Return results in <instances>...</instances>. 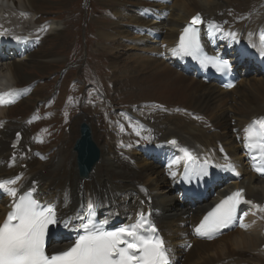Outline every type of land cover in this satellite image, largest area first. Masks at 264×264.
<instances>
[{"label":"bare ground","instance_id":"obj_1","mask_svg":"<svg viewBox=\"0 0 264 264\" xmlns=\"http://www.w3.org/2000/svg\"><path fill=\"white\" fill-rule=\"evenodd\" d=\"M11 1L33 16L44 15L47 10H58L64 6L58 10L61 14L68 10L67 6L72 2L57 0L56 6L51 0ZM106 1L112 4L111 9L117 19L126 21L124 24L127 26L114 22L104 25L108 29L100 28L97 41L101 44L106 43V46L98 47L97 54L112 51L119 47L122 41L134 43V50H138L139 54L128 55L123 59L117 53L110 54L109 61L106 62H109L111 69L119 75L118 80L120 84L123 83L122 87L152 89L161 98L154 102L170 111V114H163L150 112V108H139L136 114L151 124L155 137H158L157 141L175 139L181 145L194 148L195 152L202 151L213 156H218V145H222L241 166L242 178L234 182L233 187L244 188L250 200L264 206V178H256L247 171L243 156L238 153L240 147L236 144L233 134V128L240 130L253 118L264 115V75L258 71H253L255 73L247 71L246 77L237 87L227 92L177 70L160 57L163 49L173 51L179 29L195 14H200L206 19L218 15L226 17L228 13L248 15V18L239 25L242 35L247 29L244 25L250 29L259 25L264 26V6H261L264 0H171L168 5L161 4L162 0ZM99 2L102 4V0ZM252 10L256 13H252ZM152 14H157L155 17L156 20H160L159 24L151 21ZM46 21L49 31L37 50L35 39L29 43L32 51L24 59H7L1 64L0 72L13 87L22 88L36 82L38 79L28 72L30 70L42 73L53 64L64 63V59L54 53L40 52L48 41H59L60 46L66 44V29L56 22V19ZM134 29L136 32L152 31L161 39L158 41L147 35L139 36ZM150 41L157 45L150 44ZM252 74H256L257 77ZM39 86L35 83L32 94L19 103L29 99L41 102L43 88ZM21 93V91L15 93L13 98H17ZM11 108L0 110V180L23 172L24 178L21 183L24 190L36 188L43 194V198L59 201V206L65 207L62 212L64 217L68 215L76 217L89 202L99 204L101 209L98 211L111 214V217L114 216L121 222H126L124 216L129 214L149 212L167 239L177 264H264V250H261V246H264L262 233L264 223H258L247 231H232L211 243L191 240L189 225L199 219L211 201L192 205L180 200L178 193L164 177L161 161L155 158L163 153L171 155L174 151L167 148L149 152L150 158L147 155L143 156L142 152L133 148L132 133L123 137L129 148H122L116 136L108 134V116L106 108L101 103L93 107V114L97 116L95 120L90 116L92 111L89 107H87L89 114L81 113L73 118L71 116L75 108L66 107L64 121L67 122L69 117L70 121L60 128L70 126L68 135L71 138L66 137L64 142L54 145L49 149L53 153L49 154L50 152L46 151L48 157L43 159L41 156V160L35 159L29 150L32 147L29 141L32 128L29 129L30 127L20 121L13 120L10 117ZM177 109L179 111L175 112ZM182 111H190L201 116L205 123L192 120ZM230 120L235 122L233 126L229 123ZM81 124L89 127L91 138L99 149V159L85 180L79 178L76 154L72 147L79 137ZM9 163H12L11 167H8ZM217 195H223V192H217ZM8 201V196L1 193L0 222L9 208ZM59 236L62 238V233ZM189 243H192L190 248Z\"/></svg>","mask_w":264,"mask_h":264},{"label":"snow or ice","instance_id":"obj_2","mask_svg":"<svg viewBox=\"0 0 264 264\" xmlns=\"http://www.w3.org/2000/svg\"><path fill=\"white\" fill-rule=\"evenodd\" d=\"M201 23V16H193L191 22L183 29L180 43L173 50V55L191 56L198 59L204 66L211 65L218 72L231 71V65L219 56H206L202 52L198 29L195 25ZM218 31L222 30L217 28ZM224 35L236 39V33L227 32ZM264 42V35L260 37ZM264 56V47L260 51ZM232 87L231 84L225 85ZM15 93L0 94V105L13 103L11 99ZM245 147L254 153V170L264 174V119L254 120L245 129ZM139 135V133H137ZM148 139V137H144ZM169 143L175 145L176 141ZM187 161L183 179L191 182L194 179L207 175L208 161L196 165L193 156L187 149H181ZM227 159V157H225ZM179 163V159L171 162ZM225 169L235 171L231 163L224 165ZM171 175L175 177L176 173ZM19 177L0 180V193L12 198L5 218L0 222V264H171L170 249L159 236L156 227L149 219V215L138 214L135 223L119 227L115 230H106L103 224H96L92 217L95 215V206L89 202L88 223H81L83 234L62 251L47 254L45 241L50 226L58 225L62 221L58 218L55 207L44 204L34 197L32 190L20 194L16 187ZM245 201L244 189H238L230 196H226L211 209L196 227V233L204 238L212 239L221 229L228 228L234 221L243 217L237 216V209ZM107 223V220L104 221ZM68 228L70 219L63 221ZM240 227H245L241 222Z\"/></svg>","mask_w":264,"mask_h":264},{"label":"rangeland","instance_id":"obj_3","mask_svg":"<svg viewBox=\"0 0 264 264\" xmlns=\"http://www.w3.org/2000/svg\"><path fill=\"white\" fill-rule=\"evenodd\" d=\"M51 1H53L55 5L58 4L57 0ZM99 1L100 0H72L67 6L68 8L66 9L68 10L66 12H61V14L58 12V10L64 8V6H62L59 7L58 10H47L44 15H36L37 17H40L39 20H42L41 22L49 19H56V22H59L61 26L66 29V44L64 46H60L59 41L53 40L51 42L48 41L44 48L40 49V52H51L58 57H61L64 59V63L58 65L53 64L42 73L35 70L28 71L30 74L36 76L38 79L37 85H40L39 87L43 88L41 93L43 97L42 101L50 99L49 102L52 104L48 108L52 111V116L38 125L29 128H32L33 134H46L48 137V144L38 148H47V152H50L49 154L53 153V151L49 149L54 145L64 142L66 137L69 139L71 138L68 135V129L70 126H66L64 129L60 128L61 125L65 126L70 121L69 120L66 123L64 121L65 125L62 124L64 109L65 107H69L65 105V103H71V98L74 100L75 107L74 114L71 116L72 118L81 113L89 114L87 107L92 111L94 109L93 107L99 102L104 108H106L107 116L111 118L112 115L117 116L118 110L130 108L132 105H138V103H141L140 101L151 102L150 100H161L152 89H142L140 87L137 88L130 86L122 87L123 83L120 84L121 82L119 83L118 80L119 75H116L113 69L109 66V62H106L109 61L108 58H110V54L117 53L122 59L128 57V55L139 54L140 52L138 50H134V43L131 44L132 42L122 41L121 44L119 43V47H116L112 51L102 52L103 54L101 53L100 55L97 54L99 48L106 46V43L101 44L97 41V33L99 29H108V27L104 26L105 24L110 25L114 22H118L123 25L124 22H126L117 19L113 14L111 9L112 4L110 2L102 0V4H100ZM124 26L126 27L127 24H124ZM130 47L133 49L131 50ZM252 75L257 77L256 74ZM121 89L123 91H121ZM90 97L91 99H88ZM38 103L40 102H34L31 99L21 102L11 108L10 117L13 120L23 123L26 116H28L35 107L39 110ZM43 105L44 104H42V106ZM43 110L42 107L40 112ZM91 113L90 116L94 120L97 119L96 114H93V111ZM229 123L233 126L235 122L230 120ZM112 128V125L108 122V134L110 136L113 134V132H111ZM60 130L62 131L60 132ZM261 250L264 249L261 248Z\"/></svg>","mask_w":264,"mask_h":264},{"label":"water","instance_id":"obj_4","mask_svg":"<svg viewBox=\"0 0 264 264\" xmlns=\"http://www.w3.org/2000/svg\"><path fill=\"white\" fill-rule=\"evenodd\" d=\"M74 151L76 152V165L80 178L84 179L99 159V149L91 138L89 128L85 125L80 128V137L76 141Z\"/></svg>","mask_w":264,"mask_h":264}]
</instances>
